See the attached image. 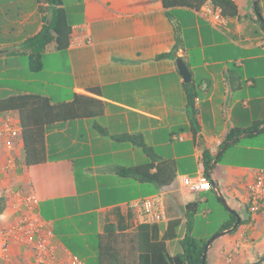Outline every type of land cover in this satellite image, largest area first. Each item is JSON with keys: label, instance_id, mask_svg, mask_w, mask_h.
<instances>
[{"label": "crops", "instance_id": "obj_1", "mask_svg": "<svg viewBox=\"0 0 264 264\" xmlns=\"http://www.w3.org/2000/svg\"><path fill=\"white\" fill-rule=\"evenodd\" d=\"M234 1L239 16L227 17L225 23L215 26L198 9H167L162 0H77L75 18L63 0L72 25L70 45L58 50L51 42L43 54L42 69L32 71L27 55L9 52L40 31V3L11 15L5 7L12 5V0H0V98L36 93L54 102H69L79 94L103 104L101 115L48 125V159L32 167L25 163L19 114L0 115V126L11 117L20 129L18 134L0 136V163L13 164L0 180V196L6 199L0 227L20 214L13 205L15 192L33 193L39 199L37 211L53 231L56 258L86 264L91 260L94 264L98 235L104 226L112 223L117 232L132 236L143 222L129 207L130 202L161 194L165 212V219L158 222L161 232L171 220H180L177 237L167 242L170 253L180 252L176 243L181 246L188 228L191 236L202 238L193 234L199 202H209L210 190L218 194L213 188L191 192L186 179L205 173L203 149L215 154L232 128L250 130L259 123L252 131L255 135L242 133L232 143L264 151V145L256 141L264 133V0H260V14L255 0ZM177 40L182 46L175 55L157 58L171 51ZM178 57L187 63L197 90L196 133ZM50 58L53 65L47 63ZM126 133L141 134L153 149V157L141 146L114 138ZM243 138L249 142L237 144ZM253 157L251 163L221 157L213 170L217 189L238 200L239 211L230 207L244 214L235 231L211 244L207 264H264V204L257 214L243 208L248 184L264 168L257 155ZM163 158L177 163L170 185L161 187L119 174L122 167L153 159L157 163ZM192 202L197 205L191 209L194 215L189 226L187 205ZM227 220L220 218L218 230H223ZM10 246V259L0 260V264H39L29 246L17 242ZM235 247L237 252H233Z\"/></svg>", "mask_w": 264, "mask_h": 264}, {"label": "trees", "instance_id": "obj_2", "mask_svg": "<svg viewBox=\"0 0 264 264\" xmlns=\"http://www.w3.org/2000/svg\"><path fill=\"white\" fill-rule=\"evenodd\" d=\"M39 12L42 15L43 25L38 33L28 37L17 49L11 50L12 55H27L29 66L32 71L42 69L43 54L51 42L56 43L58 50H66L70 45L72 25L69 23L67 12L63 6V0H37ZM167 9L172 7H190L199 9L203 4L210 1L215 6H219L225 17L239 16V7L234 0H162ZM257 11L260 14V0H257ZM259 17V16H258ZM264 26V21L261 22ZM182 43L177 40L173 49L169 52L157 55V58H164L175 55ZM187 89L188 114L195 133L199 129L197 123V108L195 100L197 90L193 81L184 83ZM94 91V90H93ZM96 91V90H95ZM7 112H17L22 128L24 142L25 163L28 167L45 163L48 159L46 145V129L58 121H67L83 117H94L103 113V104L100 100L75 94L73 100L69 102H54L49 96L26 93L13 94L0 98V114ZM259 123L250 130L242 128H232L226 141L221 145L220 150L212 154L209 148H204L202 162L205 174L212 181V173L217 163L221 160L222 154L231 147L238 139L231 144L227 141L246 133V136L255 135L253 129H258ZM264 132V129L261 130ZM120 141H129L141 146L151 157L154 155L152 148L144 142L141 134H121L114 136ZM119 169L121 176H131L140 181L153 182L158 186L170 185L177 173V163L174 159H160L154 161ZM212 189V188H211ZM221 201V198L217 195ZM197 205L192 202L187 205V225H191L193 211L191 209ZM6 208V199L0 196V213ZM236 212V211H235ZM230 217L224 223L223 228L233 226L237 220L233 212H229ZM238 213V212H237ZM242 220L239 222V225ZM180 220H171L167 229L161 232L159 223L143 222L138 226V230L132 236L126 233L117 232V228L112 223L104 226V231L98 235L97 257L94 264H204L203 252L207 239H197L191 236V228H188L186 236L181 240L182 251L171 254L167 242L177 237V228ZM235 227V231L238 227ZM209 250V249H208ZM208 256L205 259L207 264Z\"/></svg>", "mask_w": 264, "mask_h": 264}, {"label": "built area", "instance_id": "obj_3", "mask_svg": "<svg viewBox=\"0 0 264 264\" xmlns=\"http://www.w3.org/2000/svg\"><path fill=\"white\" fill-rule=\"evenodd\" d=\"M198 13L215 26H221L226 22L227 17L222 14L219 6H215L208 1L203 4ZM204 88L207 84H204ZM198 99V98H197ZM19 126L12 124V118L8 117L4 124L0 126V136L7 134H18ZM13 167L12 163H0V180L3 175ZM186 184L191 192H202L212 188V181L208 176L200 174L186 179ZM247 196L244 201V210L251 214L260 212L264 204V168L260 169L255 178L247 186ZM14 207L20 212L17 219L11 224L0 227V260L10 259L12 242H17L29 246L33 252L35 260L39 264H86L78 259L61 261L56 258V245L53 243V231L40 216L36 207L38 197L33 193L15 192ZM129 207L133 209L141 222L158 223L165 219L163 196L156 194L143 198H138L130 202ZM237 252L235 247L233 252ZM233 254H229L228 260H232Z\"/></svg>", "mask_w": 264, "mask_h": 264}, {"label": "rangeland", "instance_id": "obj_4", "mask_svg": "<svg viewBox=\"0 0 264 264\" xmlns=\"http://www.w3.org/2000/svg\"><path fill=\"white\" fill-rule=\"evenodd\" d=\"M12 5H9L7 7H5L6 9L9 8L10 14L11 15H16V13H20L23 10H28L31 7H33V3L34 5H36L37 1L34 0L32 2H30L29 0L27 2H20L17 0H12V2H10ZM64 3L67 7V9L71 12V13H75L74 18L77 17L78 13H76L77 11V0H64ZM2 21H4V16L1 17ZM25 60V59H24ZM26 61V60H25ZM50 65L54 64V60L52 58L47 60ZM56 63V61H55ZM3 115V114H0ZM255 140V139H254ZM259 144L264 145V133H262L261 135H259L257 137L256 140ZM245 142H249L248 139H241L237 144L239 143H243L246 144ZM256 154L257 155V159L259 161V164L261 166H264V151L263 150H259V151H250L247 150V148L244 147H238V145L236 146H231L229 147L226 152L223 154L222 156V160H230V162H236V163H251L250 161L254 160L255 158L253 157V155ZM218 184L221 186L223 184L222 181L218 182ZM208 197H209V202H199L200 203V213L195 215V220L193 223V234L200 235V237H202V239H209L211 236H213L214 234L218 233L221 230H218V226L220 223V218L224 217L225 219H229L230 217V210H228V207L225 203H223L222 201H220L217 198V195L215 194V192L213 191H208ZM223 197L225 198L227 204L233 208H235L237 211L240 210L239 208V202L238 200H234L233 196L228 194L227 192H225L223 194ZM245 212V211H244ZM244 213H241V215H243ZM246 214V212H245ZM230 234V233H227ZM226 234V235H227ZM225 236V235H224ZM174 241H172L171 243V249L173 246ZM178 250L181 251V246L180 244L176 243ZM89 264H92L91 260H88Z\"/></svg>", "mask_w": 264, "mask_h": 264}, {"label": "water", "instance_id": "obj_5", "mask_svg": "<svg viewBox=\"0 0 264 264\" xmlns=\"http://www.w3.org/2000/svg\"><path fill=\"white\" fill-rule=\"evenodd\" d=\"M255 5H257V0H255ZM0 52H2V50H0ZM177 66L179 69L180 74L183 77L184 82L188 83L192 80V75H191V71L189 70V67L187 65V63L185 62V60L182 57H178L177 58ZM260 131V130H257ZM256 130L254 132H257ZM237 137L233 138L232 140H229L227 144L232 143L234 140H236ZM212 188L217 192L218 196L221 198V201L223 203H225L228 207V210H230V212H233L237 218V220L235 221V223L233 224V226L225 228L221 231H219L218 233L214 234L213 236H211L208 240L207 243L204 247V252H203V263L205 264V259L207 258V252L208 249L210 248L211 244L220 236L225 235L229 232H232L233 229L235 227H237L239 225V222L241 221V215L237 212H235L234 209H232L226 202L225 198L223 197V194L217 189L215 183L212 181Z\"/></svg>", "mask_w": 264, "mask_h": 264}]
</instances>
